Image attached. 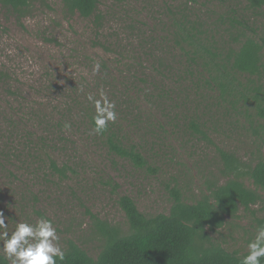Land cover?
I'll use <instances>...</instances> for the list:
<instances>
[{"label":"rangeland","instance_id":"374dc122","mask_svg":"<svg viewBox=\"0 0 264 264\" xmlns=\"http://www.w3.org/2000/svg\"><path fill=\"white\" fill-rule=\"evenodd\" d=\"M30 2V14L20 21L0 7V69L10 77L0 81V211L9 230L13 222L34 223L44 216L52 220L63 250L66 241L73 240L95 257L99 241L90 236L86 209L125 231L124 215L116 204L119 196H129L146 215L167 214L170 188L179 187L184 201L192 203L211 183L231 178L221 173L217 148L247 167L264 158L257 131L247 124L231 126L220 117L208 125L210 143L192 145L186 137L149 126L130 131L128 140L149 155L151 169L144 170L109 157L84 128L55 129L58 120L79 125L83 109L91 106L86 96L98 95L99 89L116 102L120 128L131 127L135 111L146 124L155 120L157 108L150 106L146 94L162 88L159 83L166 76L157 59L168 67L176 59L167 36L168 11L183 7L185 0H99L104 17L99 32L91 20L65 12L61 0ZM189 3L207 25L214 22V13L230 7L236 10L230 18L237 17L235 7L243 8L248 27L263 25L262 16L251 13L244 0ZM97 62L100 71L93 74ZM35 134L47 140L46 149L35 145ZM46 156L69 164L73 172L65 178L49 172ZM241 178L260 201L248 211L239 207L237 217L226 218L215 232L208 230L213 240L238 255L246 253L254 228L264 225V190L256 189L249 176Z\"/></svg>","mask_w":264,"mask_h":264},{"label":"trees","instance_id":"16d2710c","mask_svg":"<svg viewBox=\"0 0 264 264\" xmlns=\"http://www.w3.org/2000/svg\"><path fill=\"white\" fill-rule=\"evenodd\" d=\"M220 1L225 3L226 0ZM244 1L251 13L262 16L260 28L247 26L243 8L235 7L236 18H230V14L236 12L234 7L214 13L215 20L209 25L190 10L189 0H185L183 7L168 11L167 36L177 56H173L176 59L170 67L157 59L158 67L166 76L158 82L162 88L146 94L151 99L150 106L157 108L155 120L146 124L135 111L133 120H129L131 127L122 125L120 128L117 116L115 123L96 135L91 133L93 109L88 106L77 120L79 125L71 124L70 130L65 131L71 132L73 126L84 128L86 135L101 145L109 157L128 162L137 170L151 169L149 155L139 144L128 140V133L139 126H149L157 132L169 130L194 145L211 142L208 125L220 117L231 126L247 124L257 131L264 144V13H261L264 0ZM61 2L68 14L91 20L96 32L102 28L104 17L99 0ZM0 7L20 21L30 14L31 2L0 0ZM9 79L7 72L0 69V81ZM9 94L21 99L17 92ZM64 122L58 120L54 128H63ZM29 135L27 132L26 137ZM34 140L40 149H46L45 138L35 134ZM217 151L223 167L221 173L231 177L227 181L211 183L192 203L184 201L179 187L170 188L172 204L167 214L146 215L139 211L133 199L121 195L116 204L124 215L125 231L86 209L91 220L90 236L98 239L99 252L91 257L75 241L67 240L65 259L58 260L57 264H240L239 255L213 240L208 230L215 232L226 218L237 217L239 207L248 211L260 201L257 192L247 188L241 176H249L256 189L264 190V158L247 167L232 153L219 148ZM45 159L48 171L61 178L73 172L67 163H58L50 156ZM117 187L113 184L112 189ZM0 264H8L2 255ZM260 264H264V258Z\"/></svg>","mask_w":264,"mask_h":264},{"label":"clouds","instance_id":"9594fccd","mask_svg":"<svg viewBox=\"0 0 264 264\" xmlns=\"http://www.w3.org/2000/svg\"><path fill=\"white\" fill-rule=\"evenodd\" d=\"M99 71L100 64L94 63L93 74ZM86 100L93 109L91 133L100 135L117 119L116 102L103 89L98 90V95L89 93ZM63 128L70 130L71 124L64 122ZM6 219L0 211V255L8 264H57L58 260L65 259L52 220L41 216L34 223L16 221L9 230ZM261 258H264V225H257L246 243V253L240 254L238 259L240 264H260Z\"/></svg>","mask_w":264,"mask_h":264}]
</instances>
